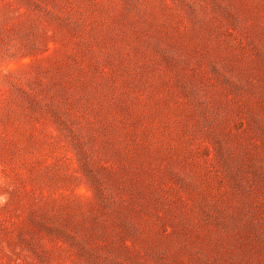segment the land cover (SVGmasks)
<instances>
[{
    "label": "rangeland",
    "instance_id": "374dc122",
    "mask_svg": "<svg viewBox=\"0 0 264 264\" xmlns=\"http://www.w3.org/2000/svg\"><path fill=\"white\" fill-rule=\"evenodd\" d=\"M0 264H264V0H0Z\"/></svg>",
    "mask_w": 264,
    "mask_h": 264
}]
</instances>
